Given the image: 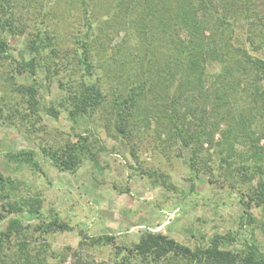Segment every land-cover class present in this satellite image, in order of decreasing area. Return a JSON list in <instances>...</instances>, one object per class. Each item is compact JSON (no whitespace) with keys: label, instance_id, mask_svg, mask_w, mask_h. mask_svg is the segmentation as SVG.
<instances>
[{"label":"trees","instance_id":"16d2710c","mask_svg":"<svg viewBox=\"0 0 264 264\" xmlns=\"http://www.w3.org/2000/svg\"><path fill=\"white\" fill-rule=\"evenodd\" d=\"M260 1L264 3L263 0H82L83 30L75 36L73 49L81 78L71 73L68 81L62 83L66 93L61 106L70 117L78 119L90 117L104 105L108 95L105 79L99 71L100 51L105 48V37L112 39L114 32L126 31V35L137 39L135 45L139 50L135 63L140 73L123 79L113 90L118 132L127 135L128 125L140 126L147 121L145 113L150 111L155 114L150 116V123H154L157 130L166 133L173 144L191 149L187 163L192 170L201 167L212 170L211 157L204 153L205 144L207 148L219 145L222 165L226 163L229 175L235 177L231 161L236 158V143L244 142L249 144L250 152H239L238 156L240 160L254 163H242L235 170L238 177L244 181L256 173L264 175L261 163L264 148L260 145L263 135L253 129L254 107L250 104L248 113L235 114L239 108L235 102L239 101V96L245 98V94L258 109L264 110V58L252 57L246 43L238 48L227 35L219 37L225 24L241 17L247 25L256 26L264 44V8L259 9ZM223 6L225 13L221 11ZM29 7L25 0H0V64L9 67L7 79H13V85L27 98L28 104L38 108L42 88L46 86L38 80L40 70L52 79L54 71L58 73L59 67L65 65L64 61L69 66L72 64L67 58L72 50L64 45L50 23L51 9L37 11ZM19 37L24 39L18 51L10 38ZM158 47L163 50L159 52ZM13 50L18 51L17 56ZM219 62L221 70L210 80L209 68ZM122 66L125 68L124 62H120V68ZM19 78L26 82L18 83L15 79ZM152 92L149 102H153L157 111L147 105ZM184 100L187 107L183 109L180 102ZM47 112L56 118L60 114L55 105L47 107ZM198 114V120L191 124L188 117ZM217 132L220 139L216 141ZM88 142V137L78 134V139L65 147L44 149V153L58 169L74 172L91 154ZM9 157L16 164L43 171L32 150H20ZM158 183L168 190L174 188L169 176H162ZM21 184L0 170V222L14 214L5 229L0 227V264H11L4 249L6 243L24 229L20 214L28 211L41 216V195H19ZM241 195V221L253 224L257 219L251 209L255 206L264 210V177ZM261 226L264 229V222ZM40 227L45 233L71 229L55 214L48 221H42ZM110 239L112 237L105 235L98 242ZM236 241L231 233H217L207 243L193 248L166 234L144 231L130 252L136 260L140 258L146 264H264V251L259 244L247 242L238 249L230 248ZM43 259L33 260L27 256L21 264H42Z\"/></svg>","mask_w":264,"mask_h":264},{"label":"rangeland","instance_id":"374dc122","mask_svg":"<svg viewBox=\"0 0 264 264\" xmlns=\"http://www.w3.org/2000/svg\"><path fill=\"white\" fill-rule=\"evenodd\" d=\"M25 1L33 10L51 9L49 21L64 45L72 50L67 56L72 64L69 66L64 61L65 65L59 67L58 73L54 71L52 79L40 70L38 80L46 86L42 88L38 108L28 104L21 91L16 90L13 79H7L9 67L0 64V170L21 181L19 195L29 197L39 193L43 199L40 217L28 211L20 214L24 229L6 243L4 251L8 261L21 264L28 256L33 260L44 258L42 264H146L140 258L136 260L130 252L144 231L166 234L193 248L207 243L217 233H231L237 243L229 245L230 248L238 249L244 243L256 242L264 251L261 226L264 210L254 206L251 212L257 221L253 224L241 221V193L264 177L256 173L250 180L241 181L235 171L242 163H254L240 160L238 156L239 152H250L249 144L236 143V158L230 160L235 177H231L226 163L222 165L219 145L207 148L208 144H205L204 153L211 157L212 170L203 167L192 170L187 163L191 149L173 144L166 133L157 130L155 124L150 123V116L155 115L150 111L145 113L147 121L140 126L131 123L133 129L128 125L127 135L120 134L115 125L113 90L123 79L140 73L135 63L139 50L135 45L137 39L126 35V31L114 32L112 39L105 37V48L100 51L102 65L99 71L105 79L108 95L104 105L90 117L73 119L61 106L66 93L62 83L68 81L71 73H74L73 77L81 78L73 49L75 36L83 30L82 0ZM260 2L259 9H262L264 3ZM221 11L227 10L223 6ZM228 24L222 27L219 37L227 35L238 48L246 43L252 57L264 58L263 40L254 24L247 25L241 17L240 20L233 18ZM23 39L10 38L18 51ZM17 50H13L14 56H17ZM162 50L158 47L159 52ZM120 62L125 63V68H120ZM221 66L220 62L210 66V80ZM15 80L26 82L23 78ZM153 92L147 105L150 110L157 111L153 102H149ZM180 103L181 108L187 107L185 100ZM235 103L239 105L235 111L237 115L241 111L248 113L250 104L254 107L256 122L253 129L263 135L260 145L264 148V110L258 109L246 94L245 98L239 96ZM53 105L60 111L57 118L47 112V107ZM197 116L199 114L188 117V121L194 125ZM78 134L89 138L91 154L74 172L58 169L44 149L63 148L77 140ZM215 139H220L219 132ZM20 150L34 151L43 171L14 163L9 155ZM261 163L264 168V161ZM162 176L170 177L173 189L168 190L158 183ZM53 214L67 222L71 229L42 231V221H48ZM12 216L14 214L0 222L2 229ZM105 235L112 239L98 242Z\"/></svg>","mask_w":264,"mask_h":264}]
</instances>
